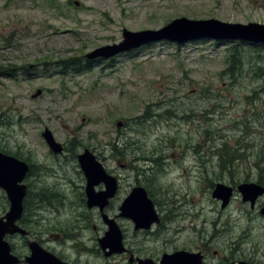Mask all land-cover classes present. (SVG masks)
Here are the masks:
<instances>
[{
	"label": "rangeland",
	"instance_id": "obj_1",
	"mask_svg": "<svg viewBox=\"0 0 264 264\" xmlns=\"http://www.w3.org/2000/svg\"><path fill=\"white\" fill-rule=\"evenodd\" d=\"M58 2L60 10L51 8L50 0H0V68L3 73L7 69L18 73L17 79L0 76V151L44 168L38 171L40 182L29 180L35 186L42 187L41 181L57 185L54 198L43 195L50 201H39L42 207L37 198L27 202L28 225L32 228L31 223L42 220V228L51 231L42 233L33 224V239L67 261L124 264L117 256L104 259L97 253V241L106 229L98 211L86 206V181L78 173L75 156L88 148L117 175L116 156L123 144L128 151H157L163 146L164 151H183L177 153L178 164L168 165L153 186L155 208L166 216L167 232L160 239L151 233L135 237L133 224L123 220L127 242L141 253L160 256L163 251L173 255L202 248L203 239L210 242L209 264L241 260L264 264L263 206L250 217V203L237 194L222 208L212 197L211 184L223 181L233 186L215 168V146L223 141L236 146L239 140L264 144V93L259 92L264 79L258 77L259 69H264V46L244 42L178 46L160 41L113 60L93 62L88 71L80 67L75 73L68 68L72 62L66 65L67 59L79 57L83 63L97 48L122 42L125 29L158 30L180 17L218 16L232 23L264 24V0ZM236 52L241 64L233 79L225 71L227 57ZM170 109L173 112L167 115ZM45 128L71 152L52 154L42 137ZM171 139L176 149L169 146ZM115 141L116 151L110 145ZM127 156V161L133 159ZM246 166L236 168L235 181H243L248 173L255 181V172L245 171ZM51 167L54 174H49ZM128 189L124 185L120 199ZM120 203L113 201L110 216L119 213ZM8 210L0 188V216ZM81 224L87 229L81 231ZM219 229V237H214ZM14 239L17 253L25 254L26 244L20 237Z\"/></svg>",
	"mask_w": 264,
	"mask_h": 264
},
{
	"label": "water",
	"instance_id": "obj_2",
	"mask_svg": "<svg viewBox=\"0 0 264 264\" xmlns=\"http://www.w3.org/2000/svg\"><path fill=\"white\" fill-rule=\"evenodd\" d=\"M202 39H227L242 40L252 44H264V24L260 23H228L220 20H192L185 17L174 19L158 30L129 31L124 30L123 41L118 44L106 45L88 53L87 59H111L122 53H128L160 41H170L184 44L190 41ZM41 90L38 91L39 95ZM34 96V97H35ZM121 122L118 123L120 128ZM51 151L55 154L63 152L62 144L58 143L48 128L42 134ZM80 167L87 179L86 195L89 208L98 207L103 213L104 221L109 225L106 235L100 239L101 248L107 256L123 252L122 231L114 219H110L105 213L117 192L118 183L115 177L109 175L103 164L97 157L86 149L78 156ZM30 171L27 162L0 151V188L6 193L9 201L8 212L0 218V264H19L20 258L12 253L7 235L16 233L27 236L28 231L18 225L24 213V199L27 196V185L24 180ZM103 183L104 191L97 192L95 187ZM243 195V201H251L254 205L256 199L264 194V188L245 183L238 187ZM233 189L223 183L216 185L213 190V198L222 201V208L228 206ZM122 215L132 219L136 228H149L159 221L152 201L148 198L144 188H135L120 208ZM264 214V210H262ZM31 254L25 258L28 264H67L53 253L45 250L38 242L29 244ZM197 258V259H196ZM186 260V262H185ZM185 262V263H184ZM200 262L198 255H190L185 252H176L164 257L165 264H197ZM239 264H247L240 262Z\"/></svg>",
	"mask_w": 264,
	"mask_h": 264
},
{
	"label": "flooded vegetation",
	"instance_id": "obj_3",
	"mask_svg": "<svg viewBox=\"0 0 264 264\" xmlns=\"http://www.w3.org/2000/svg\"><path fill=\"white\" fill-rule=\"evenodd\" d=\"M211 8H213V6H211ZM192 20H220V21H224V22H229L227 20L219 19L218 16H207V17H204V18L193 17ZM230 23H232V22H230ZM198 42L199 43L211 42V43H215L216 45H218V44H229V43L233 42V40H227V39H225V40L224 39H217V40L202 39L201 41H195V43H198ZM191 43H193V42H187V43H184V45L191 44ZM174 44L178 45L179 43H174ZM169 144H170L169 145L170 147L175 148V149L177 148L175 145L173 147V144L170 143V140H169ZM126 147H127V145L123 144L122 148H120V150L118 152V155L116 156V165H117L118 173H117V175H114V176L118 180V189H117L116 195L110 200L109 205L104 210V213L109 218L114 219L117 222L118 226L120 227V229L122 231L123 252L122 253H117V254H114V255H111V256H107L106 252H108V250L104 251L101 248L99 241H100L101 238H103L106 235V232L109 230V225L104 221L103 213L98 209V207H95V211L96 210L98 211V215L100 216V218H101V220L103 222V225L105 226V229H106V231L104 232L103 237L99 238L98 241H97V245H98L97 253H98L99 257L102 256L104 259H109L111 257L117 256L119 258V260L122 263H124V264H165V263H163L164 257L167 256V255H170L169 253H166L165 251H163L160 256H155L154 253L153 254H149L147 251L141 253L139 250H137L135 248L134 243H128L127 242L126 230L123 227L122 222H123V220H128V221H130L133 224V228H134V231H135V237H138V235L151 233V235H153V236L159 234L157 239H160L162 234H166V232H167L168 222H167L166 216L163 213H158V211L156 210V214L159 217V221L158 222L153 223L149 228H144V227L136 228L135 222L132 219H130V218L126 217V216H123L120 208L123 206V204L125 203V201L129 197L130 193L135 188H138V187H144L147 190L149 197L153 201L154 195H155L154 192H153V189H154L153 186L156 185L158 177L162 176V174L164 172H166L168 165L170 166V168H172L173 166H175V164H178L177 163V153L181 154L183 151H174V150L164 151V150H162V148H163V146H162L161 147L162 151L161 150H157V151H152V150L151 151L131 150L132 151L131 152V151H128L126 149ZM63 148L64 149H63V153L62 154H54V155L59 157L61 155H65L69 151L71 152V150H70L71 147L68 144H63ZM215 151L216 150L213 151V155L215 154ZM197 153H199V152H197ZM255 153L256 152H254V151L253 152H249L248 151L247 155H246L247 156V160L246 161H240L239 160L238 163L235 166L237 168V167L242 166V165H247L245 171H247L248 169L249 170H253L255 172V174H256L255 181L250 179V174L249 173L247 175V178H245L241 182H240V180H238V181L230 180V176L228 174L227 182L231 183L233 185V186H230L233 189L231 200L235 199L237 194H239L242 197V201H243V196L239 193L238 187L240 185L244 184V183H253V184L259 185V186L264 188V174L261 173V169H260L259 166H258L259 170L256 167L258 162L254 161V159H253V156H254ZM78 155L79 154H77L75 156V158L77 160L76 164L80 168V165L78 163ZM127 155H133L132 156L133 159L131 161H127V158H128ZM99 157L100 158H104V157H101V156H99ZM168 158H173V159H175V161L174 162H168L167 161ZM26 162L30 166V171H29L28 175L26 176V178H27V184H26L27 185V196L25 198L26 199L25 202H28L29 198H37L38 199V206L42 207L40 205L39 201H41V202L46 201V200L50 201V199L44 198L43 195L49 193V194H52V198H54L57 195L56 194L57 193L56 192L57 191V189H56L57 185H55V183L52 184V185H46L45 181H41L42 187H37L32 182H29V180L32 179V178H35L37 180V182H40L39 175H41V173H39L38 171H42L43 172L44 168L37 167V166L31 164V162L28 161V160ZM201 163H203L202 160H201ZM216 166H217V169H219L218 171L221 172L220 168H222V166L219 165V168H218L217 163L215 165V168H216ZM47 168H45V169H47ZM49 171H50L49 174H52V173L54 174L55 173L54 168H52V167L50 168ZM226 172L229 173V170H227ZM78 173L80 175H82V178L84 177L83 181L85 180L86 183H87V179H86L84 173L81 170L78 171ZM222 183H225V182L222 181ZM124 185H126L127 188H129V189H128L125 197L120 199L119 195L123 191ZM215 185H214V183L212 184L213 189H214ZM104 189H105V185L104 184H100V185L95 187V190L97 192L103 191ZM150 192L153 194V197L150 196ZM83 195H86V186H85V193ZM4 197H5V195H4ZM116 198L119 199V201H121L119 209H118L119 213L117 215H115L114 217H112V216H110L108 214V210L113 205V201H115ZM231 200H230V202H231ZM243 202L247 203L245 201H243ZM156 203H157V201H156ZM156 203H155V201H153L154 207H155ZM248 203H250L251 209L253 210V212L249 213L250 217H253V213H254L255 209L259 205L263 206L261 208V211H260V213L263 214L262 213V209L264 208V194L259 196L256 199L254 205H252L251 201H248ZM86 206L88 208L87 195H86ZM89 209L90 210H94V208H89ZM6 213L7 212H5L2 216H0V218L3 217ZM23 221L24 220H23V217H22V219L18 222V225L23 227V228H25L28 231V235L27 236H21L18 233L14 234V235H7L6 236V240L11 245L12 252L14 254H16L21 259V263H19V264H27L26 261H25V258L28 255H30L29 244H30L31 241H37V240L33 239L34 238L33 237L34 231H32L34 229L33 224L39 225L40 226L39 228L41 229L40 231L42 233L44 231L51 232L49 228L45 230L44 225H43V228H42V226H41L42 220L41 221L40 220L39 221H34V223H31L32 228L28 225L29 222H27V220L25 221V223H23ZM80 228H81V231H83V230L87 229V226L81 224ZM197 233L200 234V231H197ZM219 235H220V229L217 230V232L215 231L214 237H219ZM14 237H17V238L20 237L22 239L24 244H26V246H27V249H28L27 252L28 253L27 252L25 254H21L20 252H18L19 254L17 253L18 248L16 246H14V243H13L14 240H15ZM67 237L70 238V239H74V236L72 234L67 235ZM162 241L167 243V241L165 239H162ZM207 242H205V240L201 239V243L203 244L202 248L200 246H195V248L190 249V251L182 250V251H178V252H185V253L190 254V255L191 254L192 255H198L199 258H200V262L197 263V264H207L208 263L207 258H209V250H210V242H208V244H206ZM38 243L40 244V242H38ZM42 247L45 248L44 246H42ZM48 251H49V249H48ZM50 252H52L56 257H58L64 263H67V264H79V263L71 261V260L67 261L66 258H64L62 256H59L54 250L50 249ZM175 252H177V251H175ZM214 254H217V252H214ZM240 262H246L247 264H252V260H246V261L241 260L239 262L238 261H229V264H239ZM106 264H108V263H106Z\"/></svg>",
	"mask_w": 264,
	"mask_h": 264
},
{
	"label": "trees",
	"instance_id": "obj_4",
	"mask_svg": "<svg viewBox=\"0 0 264 264\" xmlns=\"http://www.w3.org/2000/svg\"><path fill=\"white\" fill-rule=\"evenodd\" d=\"M68 4L70 5L71 2H69ZM48 5H50L51 8H59L58 10L62 9V6L59 4L58 0H50V3ZM238 53L236 52L233 55L227 57V64H229V67L225 71V74H226V72H230L228 75H232L233 79H236V76H235V74H237L236 71L237 72L240 71V69L238 68L239 67L238 65L241 64V59H240ZM63 62L66 63V61H64V60H63ZM70 62H72V63H71V66H69L68 68L71 69L72 71H74L75 73H78L79 71H81V69L88 71L93 66L92 62L88 61V60L81 63V59H79V57L71 58L69 60L67 59L66 65ZM80 67H81V69H80ZM12 68H16V66H12ZM20 70L21 69H18L17 71H20ZM9 71H11V70L7 69L3 73L1 71V68H0V76H5V77L17 79L18 73L16 72V74L15 73L13 74V73H9ZM25 71H28V70H25ZM61 73H63V72H61ZM258 77L264 79V69L263 68L259 69ZM259 92L264 93V81L260 85ZM248 98H247V100H248ZM251 108H253V107H251ZM253 109H255V108H253ZM166 111H167V113H166L167 115L172 114V112H173L172 109L166 110ZM241 141L242 140H239L237 142L236 146H232L227 141H223V144H221L220 146L219 145L215 146L216 151H215V154L213 155V159L214 158L217 159L218 168H219V165L222 166V168H220L221 173L225 174L223 177H225L226 179H228V174H229L230 180H234L233 178H234L235 172L237 173L235 166L239 160L240 161H246L247 160L246 155H247L248 151L249 152H251V151L256 152L253 156V159H254V161L258 162V164L256 165L257 169L259 170V168H258V166H259L261 169V173L264 174V144L255 145L254 141H253L254 143H244ZM174 142H175L174 139L170 140L171 144H174ZM116 143H117V141L110 143L112 149L115 151L118 149V146ZM227 170H229V173L226 172ZM215 174H216V172H215ZM211 184H213V182ZM150 196L153 197V194L151 192H150ZM24 205H25L24 207H25V212H26V211H28V203L26 202ZM23 220H24L23 223H25L26 216L23 218Z\"/></svg>",
	"mask_w": 264,
	"mask_h": 264
}]
</instances>
